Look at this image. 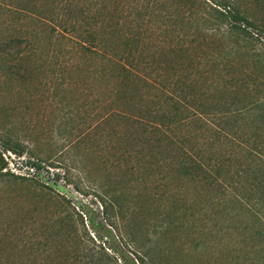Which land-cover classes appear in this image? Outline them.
<instances>
[{
    "label": "rangeland",
    "instance_id": "obj_1",
    "mask_svg": "<svg viewBox=\"0 0 264 264\" xmlns=\"http://www.w3.org/2000/svg\"><path fill=\"white\" fill-rule=\"evenodd\" d=\"M23 1L48 10L55 0ZM236 1L253 23L246 31H207L199 0L193 16L166 4L171 17H155L141 37L150 65L139 73L159 86L176 81L190 102L177 113L160 87L129 77L125 89L102 55L0 0V39L33 47L24 76L0 60L2 258L264 264V105L222 121L213 114L264 98V0ZM148 110L183 121L158 132L110 115ZM7 139L22 153L5 151Z\"/></svg>",
    "mask_w": 264,
    "mask_h": 264
},
{
    "label": "trees",
    "instance_id": "obj_2",
    "mask_svg": "<svg viewBox=\"0 0 264 264\" xmlns=\"http://www.w3.org/2000/svg\"><path fill=\"white\" fill-rule=\"evenodd\" d=\"M197 1L199 0H55L51 8L42 10L36 3L15 0L14 4L11 2L10 10L18 16L33 17L48 28L51 34L68 37L74 43L82 47L86 46L91 51L102 55L119 71V75L123 76L121 84L124 87L129 77H136L151 87L154 85L160 87L161 95L165 96V101L169 105L171 104L178 113L187 111L190 102L185 95L181 94V90L176 88V81L160 82L159 86L156 79H151V74L139 73L140 65L145 68L150 65L147 60L142 58L139 41L147 32L154 30L152 23L155 17L161 19L171 17L170 12L165 10L166 4L172 2L176 5V12L181 14L186 12L193 16L196 14L194 9L200 5L199 3L197 5ZM201 1L206 7L202 8L200 19L204 22L203 28H206L207 31H216L224 35L240 33L246 31L244 27L253 26L236 0ZM32 48L28 40L9 35L0 39V60L6 64L8 72L14 71V73L24 76L26 75V70L23 68L25 52ZM263 105L264 98L241 101L239 104L229 105L226 110L215 109L213 114L215 120L222 121L229 114H241ZM111 114H120L134 123L148 126L158 132H166L183 121V118L176 115L170 114L171 116H169L164 112L160 114L156 110H148V112L138 115L119 112H111ZM217 130L226 136L230 132L223 128ZM1 146L5 151H11L18 155L22 153V150L15 148L16 143L11 139L2 141ZM4 167L5 163L0 160V174ZM112 199L114 200V198ZM2 249L4 248L0 245V252H3ZM88 258L84 264H95L92 256ZM0 264L16 263L0 256Z\"/></svg>",
    "mask_w": 264,
    "mask_h": 264
}]
</instances>
